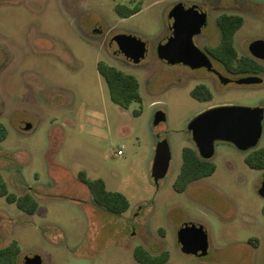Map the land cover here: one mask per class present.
<instances>
[{"label": "rangeland", "instance_id": "1", "mask_svg": "<svg viewBox=\"0 0 264 264\" xmlns=\"http://www.w3.org/2000/svg\"><path fill=\"white\" fill-rule=\"evenodd\" d=\"M179 1L202 2L210 11L207 35L196 41L201 49L220 43L215 19L221 12L244 17L235 33L240 55L264 38V0H0V122L8 128L0 172L11 193H31L38 202L29 213L0 197V247L16 240L17 264L33 255L42 264H143L135 256L139 247L163 253L162 264H264V169L250 168L235 145L217 141L215 172L182 191L175 187L183 148L194 146L193 118L213 106L264 103V89L225 84L205 68L161 59ZM135 6L140 10L128 17L119 10ZM124 34L146 41L140 63L115 53L112 42ZM100 60L135 75L142 101L116 103ZM199 83L210 88L211 100L192 96ZM158 111L166 119L155 124ZM161 140L172 158L156 182ZM258 146H264V130ZM81 171L124 193L130 208L115 214L100 207ZM186 224L207 229V255L181 249L178 233Z\"/></svg>", "mask_w": 264, "mask_h": 264}, {"label": "water", "instance_id": "2", "mask_svg": "<svg viewBox=\"0 0 264 264\" xmlns=\"http://www.w3.org/2000/svg\"><path fill=\"white\" fill-rule=\"evenodd\" d=\"M197 15V18L194 17ZM207 12L197 6L188 7L185 13L172 19L176 25L175 35L159 47L161 59L169 64L183 63L193 68L207 67L215 70L209 56L195 43L194 35L207 24ZM115 53L125 56L134 63H140L146 56L147 43L142 38L124 34L113 42ZM251 53L258 59H264V39H255L250 44ZM252 77L240 80L242 83L254 81ZM166 119L163 111L155 115L154 123L159 124ZM262 109L244 105H218L210 107L189 123L194 144L200 155L210 159L215 154L217 141L235 144L242 150L255 147L262 136ZM31 124H26L29 129ZM171 149L167 140H161L156 149L152 175L156 182L166 176L171 163ZM264 196V181L259 188ZM181 249L195 256H205L209 252L207 229L203 225L186 224L178 233ZM40 255L27 256L25 264H42Z\"/></svg>", "mask_w": 264, "mask_h": 264}, {"label": "trees", "instance_id": "3", "mask_svg": "<svg viewBox=\"0 0 264 264\" xmlns=\"http://www.w3.org/2000/svg\"><path fill=\"white\" fill-rule=\"evenodd\" d=\"M123 16H131L137 13L140 8H126L121 10ZM244 17L234 13H223L217 19V24L221 30V41L218 45L210 47L211 54L224 63L228 69H247L251 65V60L247 56H241L235 45V33L243 25ZM98 69L107 81L112 99L124 106L129 107L133 101H142L140 92V82L138 78L104 60L98 62ZM191 94L201 101L211 100L213 93L206 84H199L194 87ZM139 113V111H137ZM8 136V128L0 122V142ZM248 163L256 169L264 168V147L260 148L254 158H248ZM216 170V164L211 159L203 158L194 146L183 148V163L181 171L175 181V187L182 191L191 182L203 177L212 175ZM81 180L86 183L94 197V201L104 209L115 214H123L130 208L128 197L120 191L109 190L103 178H91L85 171L79 173ZM6 197L10 202H16L18 206L29 213H35L38 202L31 193L17 197L9 191L7 181L0 172V197ZM264 213V206H263ZM20 253V245L14 240L10 244L0 247V264H17ZM135 256L143 264H162L165 259L163 253L151 255L143 247L135 250Z\"/></svg>", "mask_w": 264, "mask_h": 264}, {"label": "flooded vegetation", "instance_id": "4", "mask_svg": "<svg viewBox=\"0 0 264 264\" xmlns=\"http://www.w3.org/2000/svg\"><path fill=\"white\" fill-rule=\"evenodd\" d=\"M192 6H197L198 8L200 9H203L207 12L208 16H207V24L201 29V31H199L198 33H196L194 35V41L196 43V41H198V39L200 38H204L206 37L207 33L204 32L205 28L208 26L209 24V16H210V11L208 10V8L206 7V5L202 2H195V1H179V2H176L170 12V15H169V23H168V32H167V36L166 38H169V37H172L175 35V28H176V25L174 23H172V19H174L176 16L178 15H182L183 13H185V9H187L188 7H192ZM218 10H219V7L217 6L216 7ZM223 13H226V12H221L219 15H217L216 19H215V25L219 28L218 24H217V19L219 16H221ZM194 17L197 18V15H195ZM220 29V28H219ZM210 34H213V33H210ZM222 35V34H221ZM122 35H119L117 36L116 39H118L119 37H121ZM261 37L259 38H255V39H260ZM255 39H253L252 41H254ZM264 39V38H262ZM114 40V41H115ZM113 41V42H114ZM251 41V42H252ZM113 42H112V46L113 45ZM251 42L249 43L248 45V50H249V53L248 54H241V56H247L249 57V59L251 60V65L245 69V70H242V69H239V68H233V69H228L223 62H221L220 60L216 59L210 52V47H213V46H216V45H210V44H206L205 45V49H202L208 56L209 58L211 59L212 63H213V66L215 68V70H211L207 67H199V68H205L206 70H208L209 72H211L217 79L221 80L222 82H224L225 84H228L230 82H233V83H236V84H239V85H245V86H248L252 89H255V90H262L264 89V59H258L256 58L250 51V44ZM197 44V43H196ZM198 45V44H197ZM209 46V47H207ZM148 47V46H147ZM238 50V49H237ZM147 52H148V49H147ZM239 53V52H238ZM118 55V54H117ZM240 55V54H239ZM123 56V55H122ZM125 57V56H124ZM126 58V57H125ZM130 62H133L131 60H129ZM215 61L216 62H220L224 67L225 69L229 72V75L227 74H224L222 73V71H220L216 65H215ZM134 63V62H133ZM183 64V63H182ZM185 66H187L188 68L192 69V70H196L198 68H193L191 67L190 65H187V64H184ZM245 77H252L253 79H255L254 81L252 82H249V83H242L240 82L241 79L245 78ZM199 84H203V83H199ZM197 84V85H199ZM196 85V86H197ZM195 86V87H196ZM253 107H258L260 109H262V113H263V119H262V127H263V130H264V103L263 104H260L259 106H253ZM263 130H262V133H263ZM190 131V130H189ZM191 133V131H190ZM192 135V133H191ZM261 139V138H260ZM260 141V140H259ZM230 143V142H229ZM259 143V142H258ZM233 144V143H232ZM235 145V144H233ZM236 146V145H235ZM237 147V146H236ZM264 147V146H262ZM262 147H259L258 144L255 146V147H252L250 149H247V150H242L240 148H238L243 154H244V161L246 162V164L250 167V168H253L251 167V165L248 163V158H254L255 155H256V152L262 148ZM199 151V150H198ZM200 154V153H199ZM212 159V158H210ZM253 169H256V168H253ZM264 169V168H262ZM260 169V170H262ZM207 177V176H206ZM196 181V180H195ZM264 181V178H262L261 180V185H262V182ZM194 182V181H193ZM192 183V182H191ZM27 194V193H25ZM23 194V195H25Z\"/></svg>", "mask_w": 264, "mask_h": 264}, {"label": "built area", "instance_id": "5", "mask_svg": "<svg viewBox=\"0 0 264 264\" xmlns=\"http://www.w3.org/2000/svg\"><path fill=\"white\" fill-rule=\"evenodd\" d=\"M116 154H122V150H118Z\"/></svg>", "mask_w": 264, "mask_h": 264}]
</instances>
